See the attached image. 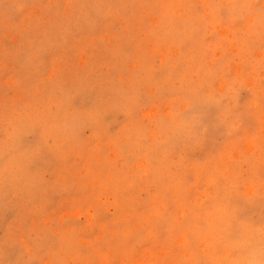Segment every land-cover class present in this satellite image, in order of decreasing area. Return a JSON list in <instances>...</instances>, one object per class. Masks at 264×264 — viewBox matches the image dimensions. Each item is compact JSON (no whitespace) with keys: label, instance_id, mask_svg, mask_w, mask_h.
<instances>
[{"label":"rangeland","instance_id":"374dc122","mask_svg":"<svg viewBox=\"0 0 264 264\" xmlns=\"http://www.w3.org/2000/svg\"><path fill=\"white\" fill-rule=\"evenodd\" d=\"M0 264H264V0H0Z\"/></svg>","mask_w":264,"mask_h":264}]
</instances>
